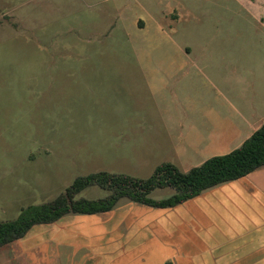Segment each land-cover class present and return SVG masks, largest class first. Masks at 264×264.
<instances>
[{
	"label": "rangeland",
	"instance_id": "1",
	"mask_svg": "<svg viewBox=\"0 0 264 264\" xmlns=\"http://www.w3.org/2000/svg\"><path fill=\"white\" fill-rule=\"evenodd\" d=\"M162 74L178 80L172 92H159L167 109L151 100L157 82L166 81L155 78ZM252 94L264 114V0H0V223L55 199L80 176L107 171L148 179L164 162L188 172L232 152L241 145L202 144L199 134L176 126L215 122L219 107L230 116L233 100L243 105ZM180 104L189 112L169 109ZM143 118L152 128L128 131L132 145L123 147L120 124ZM245 181L174 208L122 199L105 214L66 217L94 234L102 233L100 219L200 218L195 204L228 201L230 187ZM108 193L91 187L79 197ZM173 194L157 189L150 197ZM17 245L1 249L0 259Z\"/></svg>",
	"mask_w": 264,
	"mask_h": 264
},
{
	"label": "crops",
	"instance_id": "2",
	"mask_svg": "<svg viewBox=\"0 0 264 264\" xmlns=\"http://www.w3.org/2000/svg\"><path fill=\"white\" fill-rule=\"evenodd\" d=\"M167 75L155 76L166 81L157 82L151 98L164 109L167 99L159 92H172L178 81L168 79ZM169 109L180 114L189 112L181 104ZM222 109H215L219 114L215 122H179L176 127L186 135L196 132L204 140L202 144L230 147L242 145L264 123V114L257 113L254 107L253 94L243 105L233 100L230 116H224L228 113ZM198 114L207 115L201 109ZM142 121L135 125L120 124L119 129L124 132V139L120 140L123 147L132 145L126 138L128 131L152 128L150 121L145 118ZM244 179L245 184L230 187L228 201L195 204L200 218L100 219L102 233L94 234L73 228L78 219L65 216L50 225L55 226L54 233H29L14 242L18 243V249L5 251L0 263L13 264L11 253H15L21 264H264V167ZM61 222L69 223L57 225ZM139 225L153 229H138Z\"/></svg>",
	"mask_w": 264,
	"mask_h": 264
},
{
	"label": "trees",
	"instance_id": "3",
	"mask_svg": "<svg viewBox=\"0 0 264 264\" xmlns=\"http://www.w3.org/2000/svg\"><path fill=\"white\" fill-rule=\"evenodd\" d=\"M261 167H264V123L239 148L214 156L188 172H182L174 163L164 162L148 179L107 171L80 176L55 199L28 206L17 219L1 222L0 249L23 239L35 226L55 224L69 214L108 213L122 199L152 208H174L208 189L247 177ZM91 187L109 193L98 199L79 197ZM165 188L173 189L174 194L162 200L150 197L153 191Z\"/></svg>",
	"mask_w": 264,
	"mask_h": 264
}]
</instances>
